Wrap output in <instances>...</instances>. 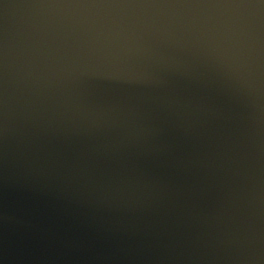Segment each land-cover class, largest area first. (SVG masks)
Listing matches in <instances>:
<instances>
[{"label":"water","instance_id":"water-1","mask_svg":"<svg viewBox=\"0 0 264 264\" xmlns=\"http://www.w3.org/2000/svg\"><path fill=\"white\" fill-rule=\"evenodd\" d=\"M0 261L264 264L262 0H0Z\"/></svg>","mask_w":264,"mask_h":264},{"label":"clouds","instance_id":"clouds-1","mask_svg":"<svg viewBox=\"0 0 264 264\" xmlns=\"http://www.w3.org/2000/svg\"><path fill=\"white\" fill-rule=\"evenodd\" d=\"M262 3H264V0H262ZM71 245L74 246V247L78 246L76 241H72ZM0 264H3V261H0Z\"/></svg>","mask_w":264,"mask_h":264}]
</instances>
